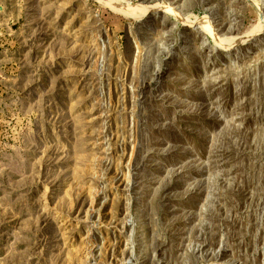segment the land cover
Returning <instances> with one entry per match:
<instances>
[{"label":"rangeland","instance_id":"rangeland-1","mask_svg":"<svg viewBox=\"0 0 264 264\" xmlns=\"http://www.w3.org/2000/svg\"><path fill=\"white\" fill-rule=\"evenodd\" d=\"M99 1L0 0V264H264V0Z\"/></svg>","mask_w":264,"mask_h":264},{"label":"bare ground","instance_id":"bare-ground-1","mask_svg":"<svg viewBox=\"0 0 264 264\" xmlns=\"http://www.w3.org/2000/svg\"><path fill=\"white\" fill-rule=\"evenodd\" d=\"M101 1V2H100ZM100 3H104L105 5L111 7V9H115V0H100ZM117 1V0H116ZM117 4V3H116ZM118 6V5H116ZM119 7H117V11H118ZM252 34V33H251Z\"/></svg>","mask_w":264,"mask_h":264}]
</instances>
